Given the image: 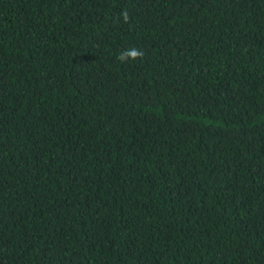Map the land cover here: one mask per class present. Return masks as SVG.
<instances>
[{
	"label": "trees",
	"instance_id": "obj_1",
	"mask_svg": "<svg viewBox=\"0 0 264 264\" xmlns=\"http://www.w3.org/2000/svg\"><path fill=\"white\" fill-rule=\"evenodd\" d=\"M0 264H264V0H0Z\"/></svg>",
	"mask_w": 264,
	"mask_h": 264
},
{
	"label": "clouds",
	"instance_id": "obj_2",
	"mask_svg": "<svg viewBox=\"0 0 264 264\" xmlns=\"http://www.w3.org/2000/svg\"><path fill=\"white\" fill-rule=\"evenodd\" d=\"M120 16L124 23H128L130 21V15L127 11L121 12ZM143 57H144V51L142 49H137L135 47H132L120 52L117 56V59L121 63H126L130 60L131 61L142 60Z\"/></svg>",
	"mask_w": 264,
	"mask_h": 264
}]
</instances>
